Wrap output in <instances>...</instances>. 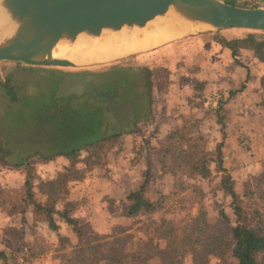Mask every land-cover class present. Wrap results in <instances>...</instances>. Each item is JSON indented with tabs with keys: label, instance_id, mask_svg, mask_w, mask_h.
Segmentation results:
<instances>
[{
	"label": "rangeland",
	"instance_id": "rangeland-1",
	"mask_svg": "<svg viewBox=\"0 0 264 264\" xmlns=\"http://www.w3.org/2000/svg\"><path fill=\"white\" fill-rule=\"evenodd\" d=\"M225 1L249 9L264 8V0ZM250 33L245 30L230 29L188 36L133 54L121 61L92 67H45L42 69L45 70V73L38 78L32 76L29 79L13 77L14 74L22 71L21 68L11 63H0V81L2 82L0 84L3 85V82L10 81L8 78L11 77L12 84H20L16 89L17 102H26L22 120L14 122L15 112L13 115L8 114L0 118V134L9 133L10 136L8 146L0 145V185L8 186L10 189L18 187L20 181L14 175L23 183L29 174H32L36 180H51L52 171L55 170L53 164H49L51 161L39 160L38 155H35L31 160L32 167H30L31 170L27 169V175L22 173L24 169L21 171L13 169L15 161L13 149L18 152L29 145L35 152L43 151L39 144L34 143L35 134L41 130L34 126V120L36 119L37 123L42 122L46 116V110L49 107L53 109L58 105L57 102H53V94L56 96L62 75L78 74L86 82L91 83L97 93L109 94L117 104H132L135 109L134 118L118 138L106 142L105 147L100 149L97 154L93 149L82 150L79 153L80 160L88 158L92 153L94 156L87 163L77 167L80 169L73 170L79 173L73 177L76 178L73 180L76 181V187H72L70 182L72 184L74 182L69 181L62 188L57 200L58 210L61 212L67 210L78 225L83 228L92 227L94 223L95 226L99 225L104 229L107 228L106 223H113L112 227L116 225L128 229L126 234L120 237L112 234L114 232L98 233L95 230L90 232L89 229H85L87 239H91L92 233L101 237L99 240L101 245L98 246L104 247L102 254L110 253L114 249L119 250V246L115 243V238L119 237L118 242L120 241L121 250L124 248L129 252H143L149 256L147 261H144L149 264H161L159 258L154 253L151 254V248L148 246L145 236L138 233L137 228L140 229L141 224L150 221L160 224L162 219L178 221L188 216L196 217L199 208L196 204H192L189 197L197 196L195 190L198 189L204 192L202 200L208 219L213 223L219 220L218 222L221 223L229 236L232 227L236 225V216L234 207L231 206L232 198L225 195L223 189L218 188L219 182L225 174L220 171L218 163H211L208 165L209 176L202 178L196 173H190L186 162L190 159L189 154H196L197 158H201L202 153L215 151L216 144L219 143L222 136L226 135L225 140L229 136L227 130L232 127L228 123H231L234 118L228 113L226 115L225 110L229 107L225 109L221 106V102L215 113L209 109L208 100L213 94L219 93L223 100L225 93L224 99L226 98L228 101L231 98L235 100L237 96L247 99L252 94L256 98L255 101L264 103V99H261L264 98V93L263 96H259L261 93L256 94L257 90H264V50L257 53L250 44L243 47L235 44L238 55L234 57L232 51L223 43L233 39H245ZM221 57L226 60H230L232 57L231 63L235 64L234 67H237V71L233 70L234 67L227 71V62ZM117 68H120V74L110 78H98L107 70ZM53 73L56 74L53 75ZM230 75L234 76L233 79ZM228 85H232L230 92H228L229 89H224ZM2 91L6 94V98L12 100L13 93L3 89ZM257 96L259 97L257 98ZM80 98H82V106L80 104V110L73 116H75L77 128H80L79 134L82 136L81 127L84 123H81L77 116L85 118L84 113H87V108H89L87 105L93 103V98L88 94H84ZM2 99L3 97L0 96V114L7 112L6 102ZM97 105L103 109L102 113L97 115V119L102 116L99 121L103 130L107 133L118 131L113 114L108 110V107H105L106 103ZM12 106L15 110V104ZM168 106L170 107L168 108ZM222 109L224 112L219 117V113L216 111ZM167 114L173 116L176 122H169L170 116ZM217 122L222 124L224 122L222 132L217 127ZM162 124L164 126L161 128ZM236 126L239 127L238 124ZM82 128L86 130V128ZM17 130L22 132V137H29L33 140L27 141L21 136L16 137ZM87 130L89 132L85 134L92 131ZM239 138L244 143L243 148L251 149L247 144V141L251 142L248 138L247 140L244 136ZM7 148H10L12 153L7 152ZM252 149L254 155L264 156V151H262L264 149V134L253 143ZM182 151H189L183 160L179 158ZM57 158L64 159L66 165L63 166L71 165V162L64 156ZM147 159L150 160L151 166L145 195L156 202L158 207L152 214H139L133 219L127 218L123 216L127 210L125 206L126 194L128 190L140 189L144 183L141 174L148 166ZM192 161L197 162L193 157ZM85 164L88 167L97 164L98 168L88 170L89 168ZM224 164L223 160V167L232 179L230 184L238 194V203L242 208L241 224H252L257 219L256 212L262 213L264 217V201L259 198L261 194H264V183H257L261 177L260 174L264 172V163L260 165L259 171L255 174L252 172L251 166H242L246 168L240 170L241 167ZM94 169L96 171L93 172ZM80 174L84 175V178H81ZM73 189L74 192H72ZM109 193H112L115 200L107 196V194L110 195ZM103 195L104 197H102ZM111 200L115 202L112 203ZM219 210H224L228 214L229 222L221 220ZM106 216H109L110 219L107 220ZM56 220L59 226L58 231L46 229L48 232H44L43 229L47 226L45 223H38L44 227L39 231V225L35 231L30 219L23 223L19 215L4 218L0 214V249L9 255L7 264H26L23 257L28 259L31 255L42 254L41 251H43L44 258L45 254L50 257L49 264H57L61 260L65 262L61 264H76L73 259L76 254H82L78 248L82 241L79 238L75 240L74 237L71 239L66 234L68 231L72 233L73 227L63 218L57 216ZM6 226L11 228V237L5 234L6 229L3 228ZM23 230L26 233L24 235L26 248L22 247L18 240L13 239V234L18 235ZM60 236H68V242H64ZM13 244H16L15 248L17 249V252H14L15 259L13 258ZM192 258L186 256L180 264H193ZM35 259L32 258L30 261ZM197 263L237 264V261L227 250L223 255L207 256ZM0 264H4L2 259Z\"/></svg>",
	"mask_w": 264,
	"mask_h": 264
},
{
	"label": "trees",
	"instance_id": "trees-1",
	"mask_svg": "<svg viewBox=\"0 0 264 264\" xmlns=\"http://www.w3.org/2000/svg\"><path fill=\"white\" fill-rule=\"evenodd\" d=\"M223 43L225 47L232 51L234 57L238 55L235 44H239L241 47L250 44L254 47L253 50L258 53L264 50V33L251 32L245 39H233ZM11 64L21 68L22 71L13 75V77L19 76V79L24 77L29 79L31 76L38 78L45 73V70H42L45 67L27 66L20 63ZM55 74L56 73H53V75ZM118 74H120V68L114 70L109 69L106 73L99 75L98 78H110ZM57 76H60V74H57ZM8 79L10 81L3 82V85L0 84V96L3 97L4 102H6L5 107H7V112L0 114V118H3L8 114L13 115L15 112L13 116L14 122L20 121L23 118L26 102H17L15 95L17 86H20V84L18 83L19 85H14L11 82V77ZM0 83L2 82L0 81ZM2 89L13 93L12 100L6 98V94ZM53 96V102H57L58 107L56 106L53 109L52 107H49L45 112L46 116H44L42 122L37 123L38 121L36 122V119L34 120V126L41 129L35 134L36 136L33 138L34 143L39 144V146L43 148V151L35 152L29 145L18 150V152L13 149V156L15 157L13 169L17 171L24 169L22 173L24 172L25 174H28L27 169L31 170V160L35 155H38L37 157H39V160L41 159L47 162L53 161L57 159V157L64 156L71 162V165L69 167L63 166L62 170L58 171L54 178L48 181L36 180L32 174H29L19 188L10 189L0 185V211L3 212L4 218L19 215L21 216V222L23 223H26L25 221H28L29 219L34 224L45 223L48 230L54 232H57L59 229L56 217L59 216L63 218L73 227L72 234L75 240H78L79 238V240L81 239L82 241L78 246L82 254H76L73 259L76 264H101L103 262H105L104 264H149L146 262L149 256L145 255L143 252H129L124 250V248L121 250L118 238L126 234L125 232L128 230L127 228H120L116 225L111 228V232H114L112 234L119 235L118 238H115V243L119 246V250L114 249L110 253L102 254V249H104V247L98 246L101 245L99 244L101 237L97 236L95 233H92L91 239H87L85 236V229H89L91 232L93 230L91 229L92 227L87 226V228H83L78 225L75 218L71 217L67 210L64 212L58 210L57 200L61 194L62 188H64L69 181L76 179L73 177L79 174L73 170L80 169L77 167L82 166L83 163H87L92 159V156H94V153H92L88 158L80 160L79 153L82 150L93 149L95 154H97L100 149L105 147L104 145H106V142L118 138L121 135V132L125 130V127L121 126L113 116L114 121L117 123L118 131L114 130L111 133H107L103 130L99 121L102 116L97 119L103 111V109L99 108V105L97 104L101 105L103 102L92 99L93 103L87 105V107H89L87 108L88 112L84 113L85 118L77 116L79 121L84 123L82 127L86 128V130H84L81 127V136L79 134L80 128H77L76 119L73 115L77 114V111L80 110L82 98L79 99L75 96L56 98L55 94H53ZM224 100L221 101V106L226 102ZM13 104H15V110H13ZM223 110L224 109L219 112L216 111V113H219V117L224 112ZM212 112L215 113V111ZM34 114L37 115V113ZM216 124L222 132V130H224V122L223 124L220 122H217ZM87 129L92 130L91 133H94H89L90 135L85 134L89 132ZM20 136L22 139H27V141L33 140L29 137H22V132L17 130L16 137ZM225 136L223 135L219 143L216 144L215 151H209L205 154L202 153L201 158H197L196 154H189L190 159L186 162V166H188V171L190 173H196V175H200L202 178H207L209 176L208 165L211 163H218L220 171L225 174L221 178L218 188L223 189L224 194L232 198L231 206L234 207L236 225L232 227L231 234L227 236L223 226L218 222L219 220L215 223L211 222L208 219L205 205L202 200L204 192L203 190L195 188L197 189L195 190L197 196H190L189 199L192 201V204H196L199 208L196 217L188 216L179 219L178 221L162 219L160 224L150 221L146 224H141L140 229L137 228V232L145 236L148 246L151 248V254L154 253L159 258L158 260L161 264H180L186 256L193 257V264H198V261L205 259L207 256L223 255L227 250L231 253L232 257L236 259L237 264H264V217L262 213L256 212L255 215L257 216V219L252 224L242 225L240 222L242 218V208L238 203V194H236L234 188L231 186L230 183L232 179L227 174V170L223 167V146L225 144ZM9 140V133L3 135L0 134L1 146H8ZM7 150V152L12 153L10 148H7ZM188 153L189 151H182L179 158H182L183 160V157L185 158ZM192 157L196 159L197 162L194 163ZM148 159L146 160L148 166L141 174L144 183L141 185L140 189L128 191L126 194V205H124L127 207V210L123 216L127 218L133 219L139 214H152L158 207L156 206V202L152 201L145 195L146 186L149 184L151 166L150 160ZM96 165L94 164L93 166L88 167L85 164V166L89 168L88 170L98 168ZM81 175L82 174H80V176ZM260 176L261 177L258 179L257 183H264V172L260 174ZM81 178H84V175H82ZM73 182L76 184V181ZM244 186L246 185L244 184ZM112 190L114 189L112 188ZM251 195L254 196L253 193H251ZM107 196L114 199L112 193L110 195L107 194ZM259 198L261 201H264V194H261ZM114 200H111L110 202L114 203ZM219 213L221 220L229 222L228 214H226L224 210H219ZM10 229H6L5 234L11 237L12 234ZM25 234L24 230L18 235L13 234V239L18 240L20 245L24 248L27 246L24 241ZM60 238L64 242H68L69 239L68 236H60ZM15 245L13 244L14 259V252H17ZM8 257L9 255L0 249V260L2 259L4 264H7ZM36 257L37 255H31L28 259L23 257V261L28 264L32 258ZM63 262L64 261L61 260L60 262H57V264Z\"/></svg>",
	"mask_w": 264,
	"mask_h": 264
},
{
	"label": "water",
	"instance_id": "water-1",
	"mask_svg": "<svg viewBox=\"0 0 264 264\" xmlns=\"http://www.w3.org/2000/svg\"><path fill=\"white\" fill-rule=\"evenodd\" d=\"M167 14L198 28L179 39L230 29L264 33V8L238 7L225 0H0V63L73 67L53 58L60 43L74 45L80 36L134 30ZM84 94L106 103L123 127L134 118L132 104H117L109 94L97 93L78 74L62 75L55 97Z\"/></svg>",
	"mask_w": 264,
	"mask_h": 264
},
{
	"label": "bare ground",
	"instance_id": "bare-ground-1",
	"mask_svg": "<svg viewBox=\"0 0 264 264\" xmlns=\"http://www.w3.org/2000/svg\"><path fill=\"white\" fill-rule=\"evenodd\" d=\"M197 29L167 14L134 30L125 29L120 33L106 31L96 38L80 36L74 45L60 43L52 56L68 61L75 67H92L121 61L133 54L177 40Z\"/></svg>",
	"mask_w": 264,
	"mask_h": 264
},
{
	"label": "crops",
	"instance_id": "crops-1",
	"mask_svg": "<svg viewBox=\"0 0 264 264\" xmlns=\"http://www.w3.org/2000/svg\"><path fill=\"white\" fill-rule=\"evenodd\" d=\"M221 59L225 60V62H227V65H228V66H226L227 71H228V69H231L234 67L235 64L231 63L233 61L232 57L230 58V60H226L224 57H221ZM233 70L237 71V67H234ZM230 77H231V79H233L232 77H234V76L230 75ZM229 82H230V80H229ZM231 87H232V85H228L224 89H229L228 92H230ZM263 93H264V90L260 89V90H257L256 94H260L259 96H263ZM224 96H225V93L223 95V100H224ZM259 96H257V98ZM248 97L249 98L246 99L245 97L240 98L239 96H237V97H235V100H233L231 98L229 101L226 100V98H225L224 101H226V102L224 104H222V106L225 109L227 107H229L227 110H225L226 115L228 113L229 116H233V118H234V120H232L231 123H228L229 125H231L232 128L227 130V133L229 134V136H228V138H226L225 146L223 147V160L225 161L226 165L229 164V165H233L235 167H241L240 170H244L243 168H246L247 166H251L252 172L255 174L259 171L260 165L264 162V156L259 157L257 155H254L253 149H252L253 143L258 140L259 136H262L264 134V103H262V101L261 102L255 101L256 98L252 94ZM261 99H264V98H261ZM221 101H222V99H221ZM169 107L170 106H168V108ZM168 108L166 109V112H167ZM167 115H169V114H167ZM169 116H170L169 122H171V123L176 122V121H174L173 116H171V115H169ZM176 118H177V116H176ZM237 124L239 127L236 126ZM163 126L164 125L162 124L161 128ZM235 126H236V128H235ZM240 136H244V138L246 140L248 138V140L251 141V142L247 141V144L251 147V149L250 148L249 149L243 148L244 143L241 142L242 139L239 138ZM262 151H264V149ZM262 159H263V161H261ZM49 164L50 165L53 164V169L55 168V170L52 171L53 172V175L51 176L52 178H54V176L56 175V173L58 171L62 170L63 165H66L64 159L61 160L59 158L51 161ZM245 165H246V167H242ZM94 171H96V169H94L93 172ZM16 175L21 176L19 173H16ZM11 177H13V175H11ZM14 177L20 181L19 186L14 187V188L21 187V185L23 184L22 180H20L15 175H14ZM70 184L72 187H76L75 183L72 184L70 182ZM128 191H131V190H128ZM72 192H74V189ZM102 197H104V195ZM0 214H1V217L4 216L3 212H1V211H0ZM106 219L109 220L110 217L106 216ZM112 224L113 223H106L107 228L103 229V228H100L99 225L95 226L93 223L92 228H93V230H95L98 233H107V232H111ZM32 225H33V228L35 230H37V228L40 225L39 231H41L42 227H44L41 224H38V223L34 224L33 222H32ZM3 229H10V228L8 226H6ZM46 229H48L47 226L44 227L43 231L48 232ZM66 234L71 239L73 238L72 233H70L69 231L66 232ZM41 252H42V254L41 253H39V254L42 257H40L39 254H37L36 259L33 261H29V263L33 262L32 264H49L50 263V257L47 256L48 254H45L46 257L44 258L43 257V251H41Z\"/></svg>",
	"mask_w": 264,
	"mask_h": 264
},
{
	"label": "built area",
	"instance_id": "built-area-1",
	"mask_svg": "<svg viewBox=\"0 0 264 264\" xmlns=\"http://www.w3.org/2000/svg\"><path fill=\"white\" fill-rule=\"evenodd\" d=\"M222 96L219 93L213 94L208 100V107L210 110H217L219 108Z\"/></svg>",
	"mask_w": 264,
	"mask_h": 264
},
{
	"label": "flooded vegetation",
	"instance_id": "flooded-vegetation-1",
	"mask_svg": "<svg viewBox=\"0 0 264 264\" xmlns=\"http://www.w3.org/2000/svg\"><path fill=\"white\" fill-rule=\"evenodd\" d=\"M124 104H125V103H124ZM105 107H107V104H106V106H105ZM133 107H134V106H133ZM134 110H135V109H134ZM131 120H132V119H131ZM131 120H129V121H126V124L124 125V127H126V126L128 127V126L130 125V121H131Z\"/></svg>",
	"mask_w": 264,
	"mask_h": 264
}]
</instances>
